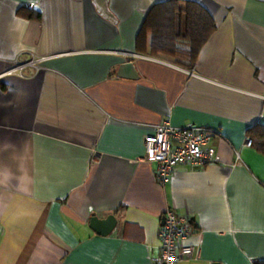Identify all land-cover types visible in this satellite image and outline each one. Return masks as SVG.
Returning <instances> with one entry per match:
<instances>
[{
  "label": "crops",
  "instance_id": "0c3cea01",
  "mask_svg": "<svg viewBox=\"0 0 264 264\" xmlns=\"http://www.w3.org/2000/svg\"><path fill=\"white\" fill-rule=\"evenodd\" d=\"M160 1L109 0L113 22L94 0H0V264H156L167 209L194 222L177 264L264 259V154L246 145L264 123V0H198L218 28L191 69L137 49ZM164 120L213 129L218 160L162 183L144 138ZM111 214V233L91 226Z\"/></svg>",
  "mask_w": 264,
  "mask_h": 264
},
{
  "label": "built area",
  "instance_id": "2783aa9c",
  "mask_svg": "<svg viewBox=\"0 0 264 264\" xmlns=\"http://www.w3.org/2000/svg\"><path fill=\"white\" fill-rule=\"evenodd\" d=\"M22 68L24 64L19 63L11 71ZM214 136L215 131L207 126H175L169 120H164L154 132L145 136V158L156 164L159 180L166 183L179 164L205 166L217 161L216 148L211 145ZM252 143L248 137L246 145L252 146ZM192 223L189 217L167 209L161 232V252L155 258L156 264H177L194 255V247L184 242L190 235Z\"/></svg>",
  "mask_w": 264,
  "mask_h": 264
},
{
  "label": "trees",
  "instance_id": "16d2710c",
  "mask_svg": "<svg viewBox=\"0 0 264 264\" xmlns=\"http://www.w3.org/2000/svg\"><path fill=\"white\" fill-rule=\"evenodd\" d=\"M17 13L33 19L42 17L40 11L28 7H21ZM217 28L213 14L198 0L160 1L146 14L137 35V49L153 55L165 54L191 69ZM249 135L252 145L264 154V123L254 125ZM254 264H264V259Z\"/></svg>",
  "mask_w": 264,
  "mask_h": 264
},
{
  "label": "water",
  "instance_id": "95a60500",
  "mask_svg": "<svg viewBox=\"0 0 264 264\" xmlns=\"http://www.w3.org/2000/svg\"><path fill=\"white\" fill-rule=\"evenodd\" d=\"M94 4L101 15L113 22H117V17L110 8L109 0H94ZM121 69L124 70L125 75H128L129 77L137 75L135 65L132 62H124L121 65ZM117 222V217L114 214H111L104 219H101L98 216H93L91 219V226L99 233L109 234L116 228ZM164 222L165 216L162 219V224H164Z\"/></svg>",
  "mask_w": 264,
  "mask_h": 264
},
{
  "label": "bare ground",
  "instance_id": "6f19581e",
  "mask_svg": "<svg viewBox=\"0 0 264 264\" xmlns=\"http://www.w3.org/2000/svg\"><path fill=\"white\" fill-rule=\"evenodd\" d=\"M22 64H24V63H22Z\"/></svg>",
  "mask_w": 264,
  "mask_h": 264
}]
</instances>
